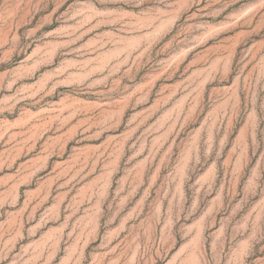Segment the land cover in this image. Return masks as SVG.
I'll list each match as a JSON object with an SVG mask.
<instances>
[{"label":"rangeland","instance_id":"obj_1","mask_svg":"<svg viewBox=\"0 0 264 264\" xmlns=\"http://www.w3.org/2000/svg\"><path fill=\"white\" fill-rule=\"evenodd\" d=\"M0 264H264V0H0Z\"/></svg>","mask_w":264,"mask_h":264}]
</instances>
